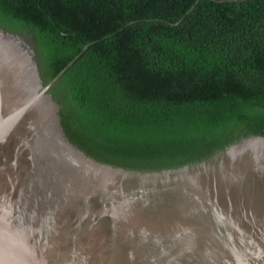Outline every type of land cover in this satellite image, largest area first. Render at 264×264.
<instances>
[{
	"label": "water",
	"instance_id": "1",
	"mask_svg": "<svg viewBox=\"0 0 264 264\" xmlns=\"http://www.w3.org/2000/svg\"><path fill=\"white\" fill-rule=\"evenodd\" d=\"M34 49L0 28V264H264V130L129 154L50 94L79 56L45 84Z\"/></svg>",
	"mask_w": 264,
	"mask_h": 264
},
{
	"label": "trees",
	"instance_id": "2",
	"mask_svg": "<svg viewBox=\"0 0 264 264\" xmlns=\"http://www.w3.org/2000/svg\"><path fill=\"white\" fill-rule=\"evenodd\" d=\"M0 28L45 84L79 56L50 94L129 154L264 130V0H0Z\"/></svg>",
	"mask_w": 264,
	"mask_h": 264
}]
</instances>
